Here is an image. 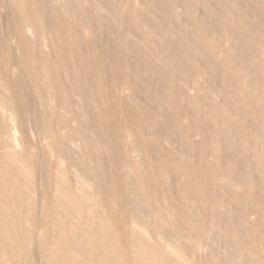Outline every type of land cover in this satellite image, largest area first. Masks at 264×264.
I'll return each instance as SVG.
<instances>
[{
	"label": "bare ground",
	"instance_id": "obj_1",
	"mask_svg": "<svg viewBox=\"0 0 264 264\" xmlns=\"http://www.w3.org/2000/svg\"><path fill=\"white\" fill-rule=\"evenodd\" d=\"M82 1L7 4L12 16L0 35V85L9 91L0 89V264H264V6L252 0L130 6L119 38L145 28L152 51L135 46L137 72L128 81V54L112 45L104 12L114 9L95 0L94 12ZM92 13L102 21L91 23ZM98 32L105 39L96 47ZM153 65L161 77L151 75ZM141 85L154 113L167 110L153 138L145 132L153 114L123 94L130 88L137 95ZM196 133L199 141L192 140ZM166 138L178 144L175 151L162 150ZM244 145L253 158L235 149ZM194 151L211 156L200 162L209 184L222 179V192L200 193L189 159ZM113 166L125 169L121 177ZM157 166L163 173L154 174ZM165 174L176 179L179 201L166 195ZM129 184L144 186V201ZM89 186L117 219L100 209ZM251 187L258 194L248 202ZM206 217L222 222V230ZM208 238L223 249L205 251Z\"/></svg>",
	"mask_w": 264,
	"mask_h": 264
},
{
	"label": "rangeland",
	"instance_id": "obj_2",
	"mask_svg": "<svg viewBox=\"0 0 264 264\" xmlns=\"http://www.w3.org/2000/svg\"><path fill=\"white\" fill-rule=\"evenodd\" d=\"M11 0H0V35H5V31H6V28H7V26H6V23H4V19L6 18V17H11L12 16V14L10 13V11H9V9H8V3L10 2ZM108 1V6L111 8V9H114V11H104L105 13H106V15L108 14L109 15V18L111 19V22H110V26H109V30H108V32H110L112 35H114L115 37H116V42H113L112 43V45H114V47L115 48H117V49H120L121 50V52H123V53H125V52H127V54H128V60H127V63H128V81H131L132 79H133V76L136 74V72H137V67H136V65H135V55H137L136 53H137V50H136V48H135V46H142V47H144V50H145V52L148 54V53H151V51H152V49L148 46V45H146V43H145V41L147 40V38H148V36H150V34H149V32H147L146 30L147 29H143V31L144 32H142L141 34L140 33H135V32H133V31H131V30H129L128 32H127V36H125L124 37V39L122 40V38L120 39L119 38V32L122 30V29H126V23H125V19H124V16H125V14H126V12H127V10L129 9V7L131 6H135L136 4H138L141 8H144V9H146L150 4H151V0H142V1H140V0H107ZM144 1H146V2H144ZM224 0H220V2H223ZM264 0H252L251 1V4H255V3H259V4H261V5H263L264 6V2H263ZM56 3H59V1H55ZM82 4H83V6H85V7H89L90 9L92 8V10L94 9V6H95V0H83L82 1ZM90 4V5H89ZM245 6H247V4H244ZM117 8V9H116ZM177 12L178 13H180V11H181V8L180 7H177ZM117 12V14H116V12ZM94 12H95V9H94ZM203 10H199V11H197V13H198V15H202L203 13ZM201 13V14H200ZM88 17H90V16H88ZM97 18H98V20H100V21H102V18H100L99 19V17H97V16H95L93 13L91 14V17H90V22L91 23H95V22H97ZM249 18H251V20H255L256 18H255V16H253L252 15V17H249ZM114 20V21H113ZM114 22V23H113ZM111 29V30H110ZM132 33V34H131ZM247 33V32H246ZM85 34L87 35V33L85 32ZM132 35V36H131ZM138 36V37H137ZM216 37H218L219 35H215ZM133 38V39H132ZM104 39H105V36L103 35V33H99L98 32V34H97V36H96V44H95V46L96 47H99L100 46V43H103V41H104ZM132 40V41H131ZM137 40V41H136ZM11 42L14 44V42H13V40H11ZM136 43H138V44H136ZM111 45V46H112ZM125 45V46H124ZM130 45V46H129ZM138 46V47H139ZM129 49V51H126V49ZM17 52H19V51H17ZM131 52V53H130ZM264 52H262V54H263ZM130 54V55H129ZM233 59L234 60H236V62H240V63H243V60H242V57H241V55L239 54V52H236L235 50L233 51ZM130 56V57H129ZM262 57H264V54L262 55ZM107 60V58H105L104 59V61H106ZM155 64H157V65H161V63H160V60H158V62H156ZM152 69L154 70L153 72H152V76H154V77H161L162 76V74H163V72H162V69L161 68H159V69H157L156 68V66L155 65H153L152 66ZM13 70H15V71H17L18 69L17 68H15L14 67V69ZM191 73H193V71H191ZM143 74V76L145 77V76H149V73H142ZM158 74V75H157ZM195 74V73H194ZM25 82V88L27 89V90H30V82L28 81V80H25L24 81ZM199 85V86H198ZM197 86L198 87H200V88H204L203 86H204V80H203V78L201 79H199L198 80V82H197ZM144 87V86H143ZM143 87H142V85H141V89L140 90H138L139 92H138V94L137 95H135L134 94V91H132V89H126V91L123 93L126 97H128V98H131L132 97V99H134L135 101H138L137 103L139 104V105H142L143 107H145V109H147V110H149V114H153V118H152V122L153 123H151L152 124V126H151V128H149V129H147L145 132H146V136L149 138V137H151V138H153V135H154V133H153V128H154V126L156 125H158V124H160V123H162V122H164V120H165V118H166V114H167V110L165 109H163L160 113H154V108H155V104H154V102H153V100H152V98H149V96H148V92H147V90H145V89H143ZM0 89H2V91L4 92V93H9V91L7 90V89H5V88H3L1 85H0ZM113 92L114 90H112V89H107L106 91H105V93H108V92ZM129 93H128V92ZM192 93H194L193 91H192ZM139 96H141V97H139ZM210 96V100L213 102V103H221L222 101H224V97L222 96V95H220V96H211V95H209ZM51 98V96H49V97H47V99L49 100ZM145 98V99H144ZM216 98V99H215ZM52 99V98H51ZM75 100H77V99H75ZM75 100H73V102L74 103H76L75 102ZM147 100V101H146ZM49 102H51V100H49ZM53 102V101H52ZM223 103V102H222ZM95 107H98V106H95ZM205 107H202L201 109H200V116L202 117V118H204V119H206V120H210L211 118L207 115V111L205 112ZM2 111H4V109H2L1 107H0V112H2ZM64 111V110H63ZM9 113V112H8ZM203 113H205V115H203ZM66 114L67 115H69V113L68 112H66ZM177 115V114H176ZM177 116H179V115H177ZM105 117H106V115H105ZM163 118V119H162ZM257 117L256 116H254L253 115V118L251 119L250 118V120H249V123L250 124H254V122L255 121H257V119H256ZM162 120V121H161ZM73 125L74 126H77V124L75 123V122H73ZM214 128L216 129V131H218L220 128H221V125H219L218 123H216L215 125H214ZM64 131V130H63ZM125 136V135H124ZM200 135H199V133H196V135H194V136H192V140H194L195 139V141H199V139H200ZM126 138V137H125ZM124 138V139H125ZM167 139V138H166ZM197 139V140H196ZM125 140H127V138L125 139ZM169 140V141H168ZM253 141H254V136L253 135H251L250 136V138H249V145H251L252 143H253ZM166 142H169V143H166ZM161 143V147H162V150H164V151H166V152H170V151H175V148L178 146V144H176V142L175 141H171V139H167V140H162V142H160ZM78 145L79 144H81V142H78L77 143ZM77 145V146H78ZM75 147V146H74ZM235 148V147H234ZM242 148V149H241ZM78 149V148H77ZM235 149H238L239 150V152L240 153H242V155L243 156H246V157H248V158H250V156H251V154H250V151H249V149H248V146H247V148L245 147V145L244 146H237ZM263 150H264V148H263ZM78 151V150H77ZM250 154V156H249V154ZM50 153H48V155H49ZM199 151H194L193 152V154L189 157V159H190V161H191V163H193V166L194 167H196L197 168V170H198V176L195 178V180H194V183H196V182H198L199 184H200V186H201V190H200V193L201 194H207V195H210V196H212L216 191H220V188H219V186H220V184H221V182H222V179H220V177H217L216 179H214V181L212 180V181H209V182H212V183H208L207 182V179H206V176H205V173H204V171H203V168H204V163L203 162H200L201 160H207V159H209V158H211V156L210 157H208L209 155H208V153L207 152H202V154H199ZM78 154H76V156H77ZM50 156H51V154H50ZM52 157V158H51ZM50 158L51 159H53V156H51ZM252 158H253V156H251ZM133 158L134 159H137V160H139L140 159V156H139V154L138 153H133ZM202 158V159H201ZM54 160H56V158H54L53 159V161ZM158 161V160H157ZM254 161V160H253ZM163 162H165V160H159V163H157V164H160V166H161V164L163 163ZM64 164V165H63ZM66 164L67 163H65L64 161L62 162V164L61 165H63V167H66ZM68 166H70V165H68ZM163 166V165H162ZM69 168V170H68V173H73L74 171H75V169H73V168H70V167H68ZM160 168V167H159ZM158 168V166L157 167H154V174H159V172H162L163 173V170L161 169V171H160V169ZM113 171H115L116 172V174H115V176L116 177H121V175H123V173H124V171H125V169H123V168H120V169H114V166H113ZM159 171V172H158ZM199 171H202V172H199ZM257 175H260L259 174V172L257 173ZM255 176H256V174H255ZM167 177V178H166ZM164 182H165V187H164V190H165V193H166V195H168V197H171V200H173V201H179V198L181 197L179 194V192H178V190H177V187H176V179L172 176V175H169V174H165L164 175ZM167 181V182H166ZM221 181V182H220ZM92 182V181H91ZM88 184V183H87ZM86 184V185H87ZM110 186H112V184L110 185ZM90 187H92V186H89V188H87L88 189V192L89 193H91V191H92V193L95 195V198L97 199V201H98V203L99 202H101L100 203V209L102 210V211H104V209L105 210H107V212H108V215L109 216H111L113 219L115 218V219H117V213H115V210H114V208H112V209H108L107 207H105L104 205H105V202L103 201V198H102V195L100 194V193H96L95 191H94V188L92 187V189L90 188ZM113 188H114V184H113V186H112ZM129 188H130V191H134L136 194H139V193H141V195H139L140 197H142V199L141 200H143V197H145V196H143V194L144 195H146V193L145 192H143V189H144V186H143V188L141 187H139V191L136 189V188H133V185L132 184H129ZM237 188V187H236ZM90 189V190H89ZM240 188L238 187V190H239ZM258 190L256 189V188H252L251 187V191L250 192H247V194L245 195L246 197V199L248 200V202H250V201H252L253 199H255L256 198V194H258V192H257ZM220 192H222V190L220 191ZM241 192V191H240ZM239 192V193H240ZM252 193V194H251ZM249 194V195H248ZM251 194V195H250ZM52 195H53V193H52ZM174 195H176V196H174ZM255 195V196H254ZM251 198V199H250ZM181 199H182V197H181ZM144 201V200H143ZM182 202V201H181ZM181 202H179V204H181ZM187 202V201H186ZM103 203V204H102ZM189 205H190V207H191V209L192 208H194V206H195V204L196 203H192L191 204V202H187ZM146 207V209L148 210V214H150V212H151V209L149 208V207H147V206H145ZM223 209L225 210L226 209V206L225 205H223ZM112 210V211H111ZM106 212V213H107ZM111 214H113V215H111ZM205 215V214H204ZM207 219H206V222L208 223V226L210 227V226H212V225H214V224H216V225H214L215 226V228H219L220 230H222V222H216V223H212V221L211 220H209V217H206ZM183 221H185V220H183ZM211 221V222H210ZM218 226V227H217ZM209 244L207 247H205L204 248V250L205 251H209L208 249L209 248H211V246H213V247H215V248H222L221 246H220V244L217 242V241H213L212 239H207L206 240V244ZM183 248H185V247H183ZM223 249V248H222ZM205 259H203V261H204ZM206 261H208V262H210L211 260H206ZM200 262H202V259L200 260ZM191 264V263H190ZM198 264V263H197Z\"/></svg>",
	"mask_w": 264,
	"mask_h": 264
}]
</instances>
